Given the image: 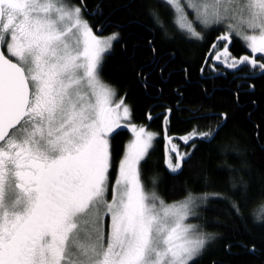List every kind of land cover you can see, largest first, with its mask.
Instances as JSON below:
<instances>
[{"label":"snow or ice","instance_id":"obj_1","mask_svg":"<svg viewBox=\"0 0 264 264\" xmlns=\"http://www.w3.org/2000/svg\"><path fill=\"white\" fill-rule=\"evenodd\" d=\"M168 2L179 26L199 37L179 0ZM210 3L218 21L240 26L229 23L219 40L235 32L264 56V0ZM210 3L189 0L188 7L207 18ZM222 7L229 16H220ZM81 12L63 0H0V264H189L207 243L185 224L194 198L165 205L144 190L138 166L154 134L143 127L132 128L135 142L107 199L109 137L121 127V109L125 118L130 109L122 99L113 106L114 90L99 79L102 53L119 34L97 37ZM214 58L264 69L254 57L233 58L227 44ZM195 135L210 132L180 139ZM170 151L177 162L166 164L177 171L187 154L175 144Z\"/></svg>","mask_w":264,"mask_h":264},{"label":"trees","instance_id":"obj_2","mask_svg":"<svg viewBox=\"0 0 264 264\" xmlns=\"http://www.w3.org/2000/svg\"><path fill=\"white\" fill-rule=\"evenodd\" d=\"M63 2L102 24L103 35L119 34L99 77L129 105L130 121L155 136L139 165L144 190L168 203L211 196L195 221L212 243L189 264H264V69H244L241 83L236 73H201L205 50L224 30L204 28L205 40L188 41L166 0ZM234 38L231 52L246 53ZM194 131L210 135L183 143L190 153L172 171L166 138ZM109 139L111 188L132 133L123 127Z\"/></svg>","mask_w":264,"mask_h":264},{"label":"rangeland","instance_id":"obj_3","mask_svg":"<svg viewBox=\"0 0 264 264\" xmlns=\"http://www.w3.org/2000/svg\"><path fill=\"white\" fill-rule=\"evenodd\" d=\"M167 2H168V0H166ZM64 3V2H63ZM169 3V2H168ZM188 3H189V0H179V4L181 5V7L183 8V12H184V14L186 15V18H187V21L188 22H190L191 24H192V27H193V29L195 30V32H197V33H199V34H202V33H204V28H206V31L207 30H209L210 29V27H220V26H222V30H224V31H222V33H220L221 35L220 36H222V35H225L226 33H228L229 32V29H228V24L229 23H232V24H234L235 26H236V29H237V31H239L240 30V26H239V24H238V22L237 21H235V20H230V19H220L219 21L217 20V17L216 16H214V15H212L211 13H212V11H213V7L214 6H212L211 5V3H210V0H209V3H210V7H209V15H208V17L207 18H205V16L204 15H202L201 14V12H199V11H197V9H194V8H190V7H188ZM65 4V3H64ZM170 4V3H169ZM68 6H70V5H68ZM170 6H171V8L173 9V11H174V17H175V20H176V23H177V18H178V16L180 15V13H178L177 11H176V9L170 4ZM70 7H72V6H70ZM225 7H227V5H225ZM81 14H82V18L84 19V20H86V21H89L88 19H87V17L84 15V13H83V11L81 12ZM230 15V13H225L224 11H223V7L221 8V11H220V16L221 17H224V16H229ZM89 24V23H88ZM178 24V23H177ZM90 25V24H89ZM91 26V25H90ZM178 27L179 28H181L180 26H179V24H178ZM224 28V29H223ZM182 30H187V29H183V28H181ZM93 33L97 36V37H100V38H106V37H109V36H111L113 33H110V34H105V35H102V34H97L95 31H93ZM247 34H252L251 32H248ZM232 35H234V36H237V37H239V38H241V36H238V35H236L235 34V32H233V34ZM218 38H219V36H218ZM117 40H114L113 42H112V46H111V49L110 50H108V51H106V52H104V53H102V57L104 58L105 57V55L106 54H108V53H110L111 51H112V49H113V46H114V44H115V42H116ZM215 45H220V41H216V44ZM224 48V47H223ZM223 48H220L218 51H222L223 50ZM103 60V59H102ZM224 64V63H223ZM240 65V64H239ZM101 66V65H100ZM99 79H100V77H99ZM100 81L102 82V84L103 85H106L107 87H109L107 84H105V82H103L101 79H100ZM110 89H112V90H114L113 88H111V87H109ZM114 92H115V95L112 97V101H113V106H114V104L116 103V102H119L122 98H120V97H118V95H117V93H116V91L114 90ZM123 100V99H122ZM123 103H124V105L125 106H127L129 109H130V107H129V105L123 100ZM130 119H131V110H130V116L129 117H127V118H125V117H123V115H122V109H121V119H120V121H119V123H120V125H121V127L120 128H123V127H125V128H128L130 131H131V133H132V139H131V141H130V143L129 144H131V143H134L135 142V139H136V134L132 131V128L133 127H135L136 129H137V131H139V129L142 127V126H138V125H136V124H133L131 121H130ZM119 128V129H120ZM143 128L145 129V132L146 133H152L151 131H149L146 127H144L143 126ZM116 130H118V129H116ZM115 130V131H116ZM114 131V132H115ZM153 134V133H152ZM112 134H110V136H111ZM187 135H189V134H186V135H183V136H187ZM183 136H176V137H167L166 138V147L168 148V159H169V157L171 158V161H172V164L175 166V164H176V162H177V160H176V153H174V152H171L170 151V149H171V145L172 144H175L176 146H177V149H178V151L180 152V153H182V154H187V155H185V157L186 156H188L189 155V151L188 152H186L185 150H184V148L182 147V144L183 143H185L183 140H181L180 139V137H183ZM196 136H198V135H195V136H193L192 138H194V137H196ZM200 136H202V135H200ZM155 137V136H154ZM169 138H171V142L169 141ZM191 138V139H192ZM190 139V140H191ZM109 141H110V139H109ZM153 141H154V138H153V140H152V143H151V147H152V145H153ZM128 144V145H129ZM151 147H150V149H151ZM149 149V150H150ZM149 152V151H148ZM148 154V153H147ZM146 154V155H147ZM184 157V158H185ZM140 165V164H139ZM139 167V166H138ZM181 167H182V162H181ZM180 167V168H181ZM180 168L177 170V171H179L180 170ZM177 171H174V172H177ZM141 179V178H140ZM144 188V187H143ZM7 195V194H6ZM211 196L210 195H206L205 197H198V198H194V202H193V204H192V207H191V212H192V214L191 215H189L187 218H186V220H185V224H188V225H194L195 226V228H194V234H199V235H203L205 238H206V240H207V243H206V248H208V246L212 243V239H213V236H211V234H210V232L207 230V228H206V233L204 232V230L202 229V227L200 226V224H199V222H196L195 221V218L196 217H198V215H199V212H200V210H199V208L206 202V204H207V201H208V199L210 198ZM107 199L108 200H111V188H109V192H108V195H107ZM187 199V198H186ZM186 199H184V200H186ZM161 200V199H160ZM184 200H181V201H178V202H173V203H168V202H164L165 203V205H172V204H177V203H179V202H182V201H184ZM258 215H262L263 213H264V204L258 209ZM106 222H107V217H105V219H104V225H105V229H107V225L110 223V218L108 219V223H107V225H106ZM206 224H207V222H206ZM204 248H205V246H204ZM199 255V254H198ZM197 255V256H198ZM196 256V257H197ZM195 257V258H196ZM191 262V261H190ZM189 262V263H190Z\"/></svg>","mask_w":264,"mask_h":264},{"label":"flooded vegetation","instance_id":"obj_4","mask_svg":"<svg viewBox=\"0 0 264 264\" xmlns=\"http://www.w3.org/2000/svg\"><path fill=\"white\" fill-rule=\"evenodd\" d=\"M87 22L91 25L92 30L95 31L97 34H102L103 35L105 33L104 32V26H102V24L98 25V24H95L94 22L92 23L91 21H87ZM98 29L99 30H103V32L102 33H98ZM179 29H180V31H182L185 34V38L188 41H195V40L202 41V40H205V33L199 34V37H196V36H193L188 30H182L181 28H179ZM220 35H219V37H220ZM239 39L241 41L240 44L244 47L246 53H244V54H242L240 56H235L230 50V48L234 44V40H235L234 35L230 36L229 41H221V40L218 39V36H217L215 38L214 42H212V44L210 45L207 53H206V50H205L204 58L202 60V64H201V67H200L201 73H206L207 69L211 70L213 72H216V73H221V74L227 73V72L236 73L237 79H238V81L240 83L242 82L243 70L244 69L249 70V73L251 72V74L254 75V76L261 75L260 74L261 69L259 67H253L251 64H247V63L246 64H240L236 68H229V67L226 66V64H223V63L215 60V58H214L215 57V52H217L220 48H223L225 46V44H227L228 47H229V52H230V54H231V56L233 58L239 59V58L247 55L250 58L254 57L255 59H257L260 62L264 61V56H261L259 54H254V53L251 52V50L246 46L247 45V41L243 40L242 38H239ZM216 41H220V45H216L217 47L215 49H213V45L216 44ZM5 53L8 55V53L6 51H5ZM203 76H205V75L203 74Z\"/></svg>","mask_w":264,"mask_h":264},{"label":"water","instance_id":"obj_5","mask_svg":"<svg viewBox=\"0 0 264 264\" xmlns=\"http://www.w3.org/2000/svg\"><path fill=\"white\" fill-rule=\"evenodd\" d=\"M102 32H103V30H99V29H98V33H102ZM5 54H6V53H5ZM6 55H7V54H6Z\"/></svg>","mask_w":264,"mask_h":264}]
</instances>
